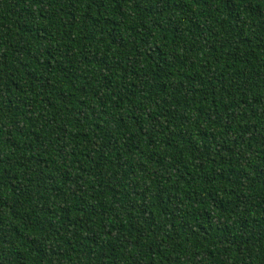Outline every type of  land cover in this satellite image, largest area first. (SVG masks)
Here are the masks:
<instances>
[{"label": "trees", "instance_id": "trees-1", "mask_svg": "<svg viewBox=\"0 0 264 264\" xmlns=\"http://www.w3.org/2000/svg\"><path fill=\"white\" fill-rule=\"evenodd\" d=\"M0 264H264V0H0Z\"/></svg>", "mask_w": 264, "mask_h": 264}]
</instances>
